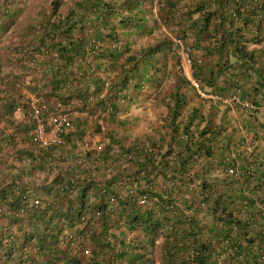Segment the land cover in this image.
Returning <instances> with one entry per match:
<instances>
[{"label": "trees", "instance_id": "16d2710c", "mask_svg": "<svg viewBox=\"0 0 264 264\" xmlns=\"http://www.w3.org/2000/svg\"><path fill=\"white\" fill-rule=\"evenodd\" d=\"M28 33L10 61L33 98L0 109V264H264V0H51ZM157 69L167 116L125 142L120 105ZM36 109L72 128L40 144Z\"/></svg>", "mask_w": 264, "mask_h": 264}, {"label": "crops", "instance_id": "0c3cea01", "mask_svg": "<svg viewBox=\"0 0 264 264\" xmlns=\"http://www.w3.org/2000/svg\"><path fill=\"white\" fill-rule=\"evenodd\" d=\"M4 8L3 14L0 15V67L5 68L4 73L0 70V109L3 96L13 97L18 93L22 97L33 98V93L25 87L30 76L34 73L22 71L19 78L14 77L16 71L14 60L10 61L13 56H16V51L12 48L16 45L19 48L24 42H29L27 38L30 36L28 30L32 24L38 25L50 10L49 0H4L2 3ZM63 5L60 7L62 11ZM35 34V33H34ZM151 41L150 37L142 36L136 40V45H132V49L139 48L140 42ZM142 42V43H145ZM6 74V75H5ZM151 79L145 83L138 93H133L131 100L121 103L117 117L123 118L125 121L123 140L129 142L135 136L150 134L158 136L152 131V128L160 124L165 117V105L169 93L173 87L170 79H162L161 71L156 70ZM106 115V113H103ZM15 119L25 120L27 117L23 111L15 110L13 112ZM0 116V127H3ZM111 125L103 126L109 128ZM121 131L117 132L119 135ZM121 137V136H120ZM100 137H93L96 141ZM28 145L26 142H16V145Z\"/></svg>", "mask_w": 264, "mask_h": 264}, {"label": "built area", "instance_id": "2783aa9c", "mask_svg": "<svg viewBox=\"0 0 264 264\" xmlns=\"http://www.w3.org/2000/svg\"><path fill=\"white\" fill-rule=\"evenodd\" d=\"M179 63L181 68L184 70L185 65L188 63V58L185 51H180ZM36 112L37 109L32 114L36 121L35 134L37 141L42 145L58 142L60 140L59 134L64 130H69L72 128V122L68 119L67 114L64 112L58 111L51 113L50 122L48 125L44 124L38 119ZM34 202H36V200H34Z\"/></svg>", "mask_w": 264, "mask_h": 264}, {"label": "clouds", "instance_id": "9594fccd", "mask_svg": "<svg viewBox=\"0 0 264 264\" xmlns=\"http://www.w3.org/2000/svg\"><path fill=\"white\" fill-rule=\"evenodd\" d=\"M62 1V0H61ZM64 1V0H63ZM66 1V0H65ZM51 2V0H49V3ZM1 10L2 11H4V8L2 7V3H1V0H0V15L1 14H3L2 12H1ZM180 51H185L186 52V49L184 48V47H182V46H180L179 47V49H178V51H177V53L179 54V59H178V70L189 80V82L191 83V84H193L196 88H197V92H198V94H200L201 96H211V94H209V93H204L203 91H200V90H198V85H197V82L194 80V78L192 77V75H191V68H190V62H189V58H188V56H187V58H188V63L185 65V69L183 70L182 68H181V65H180ZM186 54H187V52H186ZM161 78L162 79H164V80H166L167 78L166 77H163L162 76V73H161ZM171 80V79H170ZM173 83V82H172ZM169 99V98H168ZM190 100L191 101H194V100H196L195 99V97L192 95L191 97H190ZM222 101H223V103L224 104H227V105H229V106H231V103L233 104V98L231 97V96H222ZM167 102H168V100H167ZM166 102V103H167ZM165 105V108H166V114H165V117L164 118H166V116H167V107H166V104H164ZM232 107V106H231ZM263 110H264V108H263ZM183 111H185V110H183ZM164 118L162 119V121L164 120ZM260 120H261V122L262 123H264V114L260 117ZM260 122V121H259ZM236 134V133H235ZM245 134H246V132H245ZM242 138H244V144L243 145H245L246 147H248V148H250V146L255 142V138L254 137H248V136H244V135H240ZM261 138V137H260ZM238 140V139H237ZM261 141H262V146H259L258 145V147H257V151H256V156H258L257 157V160L258 161H261L262 162V166H263V169H264V131H263V135H262V139H261ZM101 147V144H99V147L98 148H100ZM251 149V148H250ZM229 171H230V169H229Z\"/></svg>", "mask_w": 264, "mask_h": 264}, {"label": "rangeland", "instance_id": "374dc122", "mask_svg": "<svg viewBox=\"0 0 264 264\" xmlns=\"http://www.w3.org/2000/svg\"><path fill=\"white\" fill-rule=\"evenodd\" d=\"M178 119H179V116L177 115V121H178ZM97 135L99 136V134H96V133L95 134L94 133L92 134V136H94V137L97 136Z\"/></svg>", "mask_w": 264, "mask_h": 264}]
</instances>
